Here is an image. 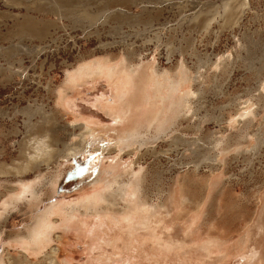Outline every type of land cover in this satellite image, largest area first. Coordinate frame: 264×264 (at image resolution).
<instances>
[{"label":"rangeland","instance_id":"obj_1","mask_svg":"<svg viewBox=\"0 0 264 264\" xmlns=\"http://www.w3.org/2000/svg\"><path fill=\"white\" fill-rule=\"evenodd\" d=\"M40 1L0 0V163L11 164L17 158L23 134L28 140L53 132L62 148L70 138L63 127L71 131L73 125L86 123L89 131L83 148L51 165L54 180L40 191L43 199L36 211L22 205L9 209V217L5 213L8 218L0 221V254L17 255L13 243L3 251L8 234L24 230L47 204L58 205L62 213L68 207H82L111 180H124L126 171L134 169L145 177L142 205L134 208L131 203V213L123 212L124 203L119 200L114 208L120 212L110 209L108 215L82 214L79 225L67 230L54 228L56 241L47 250L58 248L59 262L264 264V101L259 107L252 101L258 90L264 92L260 87L264 81V0H248L237 24L220 28L217 18L207 30L195 18L201 10H217L224 0H64L57 3L58 10L53 7L54 0ZM67 6L73 9L68 11ZM87 6L95 18L84 13ZM251 36L254 43L247 39ZM220 56H228L227 65H208ZM123 57L133 62L140 58L145 67L139 78L143 82L137 79L133 88L130 115L119 119L116 114L123 104L116 91L124 87L125 75L121 66L119 73L111 69L120 65ZM181 58L190 67L191 76L182 91L191 93L195 105L179 115L155 142L125 146L130 139H123L124 132L131 131L134 122L152 109L143 100L144 94L152 91L147 69L155 66L172 72ZM99 69L103 70L97 76L94 71ZM251 102L252 114L233 115L236 108H246ZM56 111V123L63 127H55L51 121L40 124L43 113ZM27 121L35 127L30 132ZM176 135L188 144H173L170 140ZM239 135H244L241 144L227 150L214 148L213 141L220 137L233 143ZM209 155H216V162H208L205 157ZM33 177L28 172L24 178ZM168 189L172 198L166 202ZM43 191L48 193L43 195ZM128 213L134 214L129 222ZM112 215L119 218L117 223ZM55 218L62 216H51ZM140 219L148 225L137 226ZM30 259L36 261L34 256Z\"/></svg>","mask_w":264,"mask_h":264},{"label":"bare ground","instance_id":"obj_2","mask_svg":"<svg viewBox=\"0 0 264 264\" xmlns=\"http://www.w3.org/2000/svg\"><path fill=\"white\" fill-rule=\"evenodd\" d=\"M60 1H64V0H54V3L56 5L54 4L53 7L55 6V8L57 10L60 9L59 8L60 6L57 5L58 2L60 3ZM71 3L72 2H70L69 4H71ZM72 4H74V3H72ZM72 4H71V6H72ZM41 5H42V3H41ZM245 5H248V0H234V1L233 0H224V2H222L221 5H219L220 8H217V10H212V11H211V9H209L207 11L201 10V11L205 12V14L203 12H200V17H201V13L204 14L202 19L200 17L199 18L197 17V18H195V20L193 18V20L196 21V22H200L202 27L205 30L209 29L211 23L214 20L215 21L218 20L217 18H219V20H221V23L219 24L220 28H223L222 26L237 24V21H239L238 19L240 18V14H243V13H241V12H243L242 10H244L243 7H247ZM78 6H79V8H81V9L83 8L84 9V6L83 7H81L80 5H78ZM70 7L68 8V6H67L66 9L69 11ZM122 7H123V5H122ZM61 8H62L61 10H63V12L66 10V9H64L65 6H64V8L63 7H61ZM71 8L73 9V7H71ZM75 8H78V7H75ZM85 8H86V10H84V13H86V15L88 14V15H90V16L92 15L94 17V15H93L94 13L90 14L91 12H90V9L88 8V6L85 7ZM72 9H70V10H72ZM57 10H55V11H57ZM97 10H98V8H97ZM59 11H57V12H59ZM73 12H74V10H73ZM123 12H124V10H123ZM77 13L79 14V12H77ZM68 14H66V16ZM80 14L82 15L83 11H82V13L80 12ZM58 15L60 16L61 14H58ZM83 15H85V14H83ZM112 15H114V14H112ZM123 15H124V13H123ZM70 16H71V14L69 15V17ZM120 16H121V14H120ZM196 16L197 15H195L194 17H196ZM84 17H88V16H84ZM95 17H96V15H95ZM114 17H115V15H114ZM81 18H82V16H81ZM88 18H86V19H88ZM191 19H192V17H191ZM83 20H85V19H83ZM228 27H230V26H228ZM249 37L247 39H252L253 38L252 36H251V38H249ZM242 43H244V42H242ZM248 43L251 44V42H249V41H248ZM253 43H254V40H253ZM260 43L261 42H259V45H260ZM263 44H264V41H263ZM255 45L256 44H254V46ZM244 46H247V45H244ZM199 62L200 61H198V63ZM227 62H228V56H226V57L220 56L215 61L210 62V64H208V63L207 64L210 65V67H211V65H214V66L223 65L224 66V65H227ZM201 63H203V62H201ZM204 63H206V61ZM204 63H203V66H204ZM142 64L143 63H142V60L140 58L138 60L136 59V61L133 62L130 59H128L126 57H123L121 62H120V65H118L117 67L115 66V67H113L111 69V71L113 73H117V72L119 73L121 71V70L119 71V69L122 68L124 70V75H125L124 76L125 78H124V80L122 82L124 87H120V89L116 91L117 92L118 101L121 104H123V106L125 107L124 108L122 106L120 111L117 112L116 117L119 118V119H123V117L131 110V109L129 110V107H130L129 105H131V102L129 103V101H130V98H131L132 93H133V88L135 89V87H137V85H136V83H138L137 79H139L141 77V75H142L141 72L143 70V67H145ZM99 66H103V65H99ZM205 66H206V64H205ZM101 68H104V66L101 67ZM189 68L190 67L187 66V63L185 62V60L182 59L181 61L178 62V64L174 68V71H172V72L169 69L160 70L159 68H157L155 66H154V68L150 67L149 69H147V71H146V76H147L146 79L148 80V84L150 85V88L152 89V91L148 92V93L146 92V94H144V96H143V100L145 101V103L151 104V108L152 109H151V111H147L148 112L147 116L144 115L141 119H138L136 122H134L135 125H133L134 128L131 131H130V129L129 130L127 129L129 132H124L123 139H124V137L130 139L129 140L130 143H128V144L125 143L126 144L125 146L128 147L129 145H132V144H135V143H139V146H140V145H145V143L150 142V141H152V143H153L155 138L159 137L162 133H164V131L169 126L171 127L172 123H174V124L176 123L177 118H178L179 115H181L185 111L186 112L189 111L190 105L193 104V103L191 104V102L194 99L192 98V100H190V94L191 93L188 90L187 91L186 90L182 91L183 84L186 81H188V79L190 80V78H191V76L189 74ZM102 70L103 69H99V70L94 71V72L98 76V74L102 73ZM80 73H81V69L78 70V74L79 75H80ZM143 73H144V71H143ZM161 75H164V77H165L163 80L160 79ZM139 80L141 82H143L142 81L143 79L142 80L139 79ZM122 83H120V84H122ZM260 87H261L262 90H264V81H261ZM48 88H49V86H48ZM48 91H50V90H48ZM51 91H52V89H51ZM260 91L261 90H258L257 96L252 99V101L255 102L254 104L256 106H258V107L260 106L261 102L264 101V94H263L264 92L261 93ZM138 92H140V91H138ZM196 93H197V91H196ZM197 94H199V93H197ZM193 95H195V94H193ZM158 105H160L159 108L157 107ZM193 105H195V104H193ZM66 106H68V105H66ZM66 106H65V108H67ZM252 106H253V103L251 102L249 104V106L246 107V108H244V107L243 108H236L235 111H233L234 112L233 115L236 114V115L241 116V117H247V116H249L250 114L253 113L254 109L253 110L250 109V107H252ZM131 107H132V105H131ZM190 110H192V108ZM189 113H191V112H189ZM57 115H58L57 111L54 112V113L51 112L50 114H46L45 116H44V113H43V116L41 117L39 122H40L41 125H44V126L48 122L50 123V121L56 123L58 121L57 120ZM125 117H127V116H125ZM182 117H184V116L182 115ZM130 119H129V121H131V123H132L133 120L132 119L130 120ZM235 120L236 119H234L233 121H235ZM26 126H27V130H29V132H30L31 131L30 129L34 126V124L31 123L30 121H27L26 122ZM57 126L58 125L56 123L55 127H57ZM67 126H69V125H67ZM60 127H63V126L59 125L58 128H60ZM34 128L35 127H33V129ZM70 128L72 129L71 131H68L67 128H65V127H63L62 130H64V132L67 131V137L68 138L69 137L70 138L71 137H76V138H75V140H70V138L67 139L64 142L62 148H60L58 146V141L55 138V136L53 135V132H48L49 134H47V136H46V132H47L46 131L43 136L36 135L34 137L29 138L28 140L26 139V135L23 134L24 135L23 139L20 140L21 142L19 141L17 158L12 160L11 164H7L6 162H1L0 163V221H1L2 218H4V220H6L9 217V215L7 214L9 212V209L14 208V207L17 208V207H21L22 205H25V206L27 205L26 207H29L30 209H34L35 211L37 210L38 206L41 204L40 203L41 200L43 199L40 191L43 190L42 189L43 186L45 187L46 184L51 183L52 180H54L53 179L54 178L53 177L54 173L49 171L51 165L54 166L56 161L59 162L60 158H67V157L69 158V157H71L78 150H80L81 148L84 147V144H85V141H86L84 135H85V133H87L89 131V128H87V126H86V123L85 124L84 123L83 124H79V125L77 124V126L73 125ZM75 128L79 129V131L77 130L78 132H76L74 130ZM165 133H167V132H165ZM256 134L258 136H261L260 135L261 132L258 131V130H257ZM244 135H246V134H244ZM244 135H242V136L239 135L238 138L236 137L237 140L233 141V143H232V141H231V143H228V141L226 139L220 137V139H217V140L213 141V144L215 145L214 148L215 149L216 148L217 149L218 148L219 149H225L226 147H228L230 145L233 146V145L241 144V140L244 139ZM169 138L171 139V137H169ZM170 141L173 144H175L176 146H178V147L180 145H184L185 143H187V140L184 137H181L180 135H176V136L172 137V139ZM142 142H143V144H142ZM68 143L70 144L69 146H68ZM169 145H170V143L168 144V147H169ZM224 145H225V147H224ZM133 148H132V150H134ZM225 150H227V149H225ZM131 151H129V152L132 153ZM0 154H1V151H0ZM212 157L213 158H211V156L209 155V157L207 156L205 158H207L208 162L209 161L212 162V163L216 162L215 161L216 155L212 156ZM2 158H3V155H2ZM42 166L44 168H42ZM41 169H45V170H47V172L41 173L42 172ZM125 170H129V169H125ZM28 172H32V174H34V177L33 178H24L25 174L28 173ZM113 172H115V170ZM126 172H127V175H128L126 179L123 180V179L120 178V181H119V180H116L117 178L115 179V177H114L115 181L111 180V182L107 183V186H106V188H105V190L103 192H97L95 194L93 193L94 196L91 198V200H89L86 203L82 204V207H71V208L68 207V209L66 210V213H62L61 208L57 207L58 205H55V204H47L46 205L45 204L46 206L44 207L43 211H41L39 213L38 212L35 213V216L31 220V222H29V224L27 223L28 225H26L24 230L22 228V231H19V230H21V228H20L19 230L17 229L18 232H14L13 234H8V236L5 235V236H7V239H6L5 243H3V244H5L3 251L4 250H8V246H11L12 245L11 243H13V245H15L16 248H17V252H16L17 255L16 256H12L10 253H8L6 256H4L3 253L0 254V264H63V263L59 262L58 259H57L58 248L51 247L50 250H47V247L48 246L50 247L51 243L55 240L54 239L55 235L53 236V234L55 233V232H53L54 228L55 229L56 228H60V229L63 228V230H67V229H70L71 227H73V225L74 226H76V224L79 225V223H82L80 218H82V216H84L82 214H90V215L94 214L95 215V214L105 213V215H106L107 214L106 212L109 211L110 209L114 210L116 213L120 212L119 208H114L115 206L120 204L119 200L124 203V205L122 206V209H121V211H123V212L125 210H130L129 213H131V209L133 208L132 206L134 204H135L134 208L137 207L136 205H140V203L142 205V197L145 195L144 189H146L145 188V184H143V182L145 181L144 180L145 177L142 178L141 175H140L141 172L138 173V172L134 171V169H132L131 171H126ZM141 174H143V173H141ZM109 176H111V175H109ZM115 176H119L120 177V175H118V174L117 175L115 174ZM121 176H124V174L121 175ZM51 186H54V184H52ZM46 193H48V192L45 191L43 193V195L46 194ZM159 193H162V192L159 191ZM171 195H172L171 191L169 190L168 191V197L165 196L167 198V199L165 198L166 202H168L167 200L172 198ZM43 197H46V195L43 196ZM140 200H141V202H140ZM131 203H133V205H131ZM159 204H160V202H159ZM162 204L164 206L167 205V203L166 204L162 203ZM143 206H144V204H143ZM157 207L158 206H156V208ZM30 209H29V211H30ZM15 210H17V209H15ZM138 210H139V208H138ZM157 210H159V209H157ZM12 211H14V210H12ZM17 211H19V210H17ZM165 211H166V209H165ZM11 212H10V214H11ZM150 212L151 211L149 210L148 213L150 215H152ZM155 212H156V209H155ZM5 213L8 215L7 218L5 217V215H6ZM12 213L14 214V212H12ZM27 213H28V211H27ZM129 213H128V216H131V217L128 218V222H129V220H131L130 218H134V216H133L134 214L132 215V214H129ZM133 213H135V212H133ZM152 213H154V212H152ZM56 214H60L62 216V219H57V218L51 219V216L56 215ZM135 214L137 215V213H135ZM79 215L80 216L82 215V216L80 217ZM117 216H118V214H117ZM124 216H121L120 219H122V218L124 219ZM102 217H104V216H102ZM147 217H148V215H147ZM107 218H109V217L107 216ZM143 218H144V216H143ZM142 219H140V221H138V222L136 221L137 222L136 223L137 226H140V227L142 226L143 227L145 225V223H147L145 220H142ZM112 220L116 222V221L119 220V218L113 216ZM124 220H126V218ZM84 221H85V219H84ZM147 225H148V223H147ZM149 225H150V223H149ZM144 227H146V225ZM82 228H84V227H82ZM82 228H80V229H82ZM93 228H95V227H93ZM96 228H95V230H96ZM93 232H94V230H93ZM95 232H97V231H95ZM56 236H57V234H56ZM13 249H14V247H13ZM30 256H34L36 258V261L35 260L32 261L30 259Z\"/></svg>","mask_w":264,"mask_h":264}]
</instances>
